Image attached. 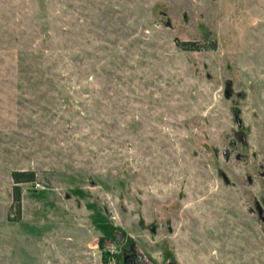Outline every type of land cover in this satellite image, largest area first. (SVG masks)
<instances>
[{
	"label": "rangeland",
	"instance_id": "374dc122",
	"mask_svg": "<svg viewBox=\"0 0 264 264\" xmlns=\"http://www.w3.org/2000/svg\"><path fill=\"white\" fill-rule=\"evenodd\" d=\"M256 204L264 0H0V264H264Z\"/></svg>",
	"mask_w": 264,
	"mask_h": 264
},
{
	"label": "trees",
	"instance_id": "16d2710c",
	"mask_svg": "<svg viewBox=\"0 0 264 264\" xmlns=\"http://www.w3.org/2000/svg\"><path fill=\"white\" fill-rule=\"evenodd\" d=\"M176 46L182 50L190 51H200L201 48L198 47L196 43L192 42H176ZM214 49V48H211ZM12 180L11 189V210L13 212V217L9 218L10 222L18 223L21 218V195H22V185L24 184H34L36 181V172L33 170L27 171H13L10 174Z\"/></svg>",
	"mask_w": 264,
	"mask_h": 264
},
{
	"label": "water",
	"instance_id": "95a60500",
	"mask_svg": "<svg viewBox=\"0 0 264 264\" xmlns=\"http://www.w3.org/2000/svg\"><path fill=\"white\" fill-rule=\"evenodd\" d=\"M166 25H168V23H167ZM228 95H229V94H228V90H225V96L227 97ZM236 122H237V126L240 127V126H241V121H240L238 118H236ZM235 138H236L237 142H240V143H242L243 145L246 144L245 136H244L242 133H238V134H236V135H235ZM224 154H226V153H224ZM237 159H238V157H237ZM220 175H221V177H222L224 183H225V184H228L229 181H228L226 175H225L223 172H220ZM256 206H257L256 210H257V212H258V216H259V218L264 222L263 211H262V209L259 207V204H256ZM152 231H154V229H152Z\"/></svg>",
	"mask_w": 264,
	"mask_h": 264
},
{
	"label": "flooded vegetation",
	"instance_id": "af4514ba",
	"mask_svg": "<svg viewBox=\"0 0 264 264\" xmlns=\"http://www.w3.org/2000/svg\"><path fill=\"white\" fill-rule=\"evenodd\" d=\"M260 207V206H259ZM256 208H257V206H256ZM261 208V207H260ZM262 209V208H261ZM262 211H263V209H262ZM257 214H258V212H257ZM264 217V216H263ZM258 218H259V216H258ZM259 220L261 221V222H263L260 218H259ZM264 223V222H263Z\"/></svg>",
	"mask_w": 264,
	"mask_h": 264
}]
</instances>
